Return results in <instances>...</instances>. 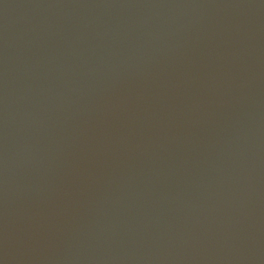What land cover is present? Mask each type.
Returning <instances> with one entry per match:
<instances>
[{"label":"water","instance_id":"95a60500","mask_svg":"<svg viewBox=\"0 0 264 264\" xmlns=\"http://www.w3.org/2000/svg\"><path fill=\"white\" fill-rule=\"evenodd\" d=\"M0 264H264V0H0Z\"/></svg>","mask_w":264,"mask_h":264}]
</instances>
